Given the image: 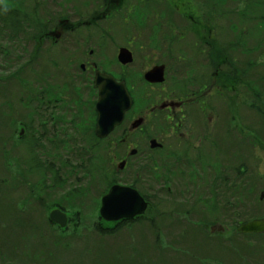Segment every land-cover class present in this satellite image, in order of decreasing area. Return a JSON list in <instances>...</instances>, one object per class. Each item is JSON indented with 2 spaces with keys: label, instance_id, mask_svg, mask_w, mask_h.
I'll return each mask as SVG.
<instances>
[{
  "label": "trees",
  "instance_id": "16d2710c",
  "mask_svg": "<svg viewBox=\"0 0 264 264\" xmlns=\"http://www.w3.org/2000/svg\"><path fill=\"white\" fill-rule=\"evenodd\" d=\"M28 1L0 0V46L4 43L8 48L5 51L6 55L9 54V47H11L12 53H15V58L11 57L7 59L4 57L2 60L3 64L0 63V70L3 72L0 74V99L7 100L2 108V118L7 117L10 119L6 130L3 129L4 125L0 122V147L5 151L4 154H6L7 162L16 169L18 168L14 174L10 173L6 175L0 172V194L3 188L6 189V193L0 196V236L2 237L0 239V245L5 248L0 252V258L6 261L9 260L7 264L15 262L16 258L10 259L9 255L11 251L17 250L15 243L18 239L15 237V234H19V229L25 225L24 221H20L19 216V175L23 177L25 184L30 185V195L37 196L38 203L41 207H39L40 218L43 217V223L46 225L44 227L48 230L54 225L49 220V213L55 207L66 211L70 216V222L72 224L75 221L79 227L80 225H84L83 216L78 209L79 205L77 203L85 204L84 200L87 198V195L90 192L93 194L92 192L96 190L94 184L98 188L103 187L101 192L104 194L114 182L112 174V167L114 165L112 164L113 158L109 157V152L107 151L109 145H105L107 141L98 139L94 134L96 117L94 111L95 92L92 91L91 95L94 97L89 102L85 95L87 92H91V84L82 82L83 87H80L75 83L80 82L78 79L79 76L76 74L78 69L75 68V65H71L68 68L75 69L72 74L68 72V69L64 73L72 81L65 78V75L60 78L46 77L50 74L48 71L49 61L43 58L45 51L40 46V36L46 32L48 27L49 19L45 15L48 14L50 16L52 12L49 10H40L35 7V4L31 7ZM205 1L211 3L215 8H221L223 3L221 0ZM250 5L260 8L253 0H250ZM261 5H264V3H261ZM160 6L158 5L156 7L157 9H161L162 16L167 20L171 18L169 25H172L173 22H180L179 27L176 28L177 31H182V27H188L190 25L189 14L181 12V10L178 14L177 6L172 4H169L167 8ZM90 14L87 12V15ZM237 18L240 23H244L246 13H239ZM212 19L209 17V21H212ZM258 19L260 22L264 21V15H261ZM245 27L242 28L243 32L241 35H238L236 41L230 46L236 47V49L242 46L244 47L243 50L249 55L259 52L255 56V61L252 62V60L248 61L247 59L248 65L245 67L241 61L230 59L225 54L224 57H226L227 63L225 62L226 64H223L222 73L217 75V78L230 77V81H226V83H233V85H240V87H249L255 99V102L250 107L251 113L247 114L246 121H244L245 127L242 122L241 113L240 117L235 114L232 115L234 120L231 123L234 125L231 126L233 129L236 126L237 130H235L234 136L232 134L227 135V143H230L231 149L216 150V154L219 156L221 154L227 156L228 163H226L225 158L219 160L215 156L214 167L209 171L210 175H204L203 179L205 181H201L199 186H196L190 191V202H187V205L190 203L193 206L187 208V216L182 211L187 205L184 206L181 213L177 212L176 207L168 205L170 207L167 211L160 212L157 208L156 215L158 214V217H156L155 214L152 215L150 213L151 207L155 205L151 203L148 216L133 221H121L114 224L105 223L98 216L97 206L99 205V201H97L95 211L97 216L92 227L97 236L99 235L102 238L100 241L113 238L115 231L122 226H125L131 232L133 239H136V229L132 228V223L142 224L143 220L148 223V225L147 223L144 224L150 228L151 235L155 233L153 240H156V242L153 241L151 244L145 235V237L141 235L138 240L136 239L135 244H130L132 248L130 253L134 254L135 258H130V254L126 253L123 248L117 250L118 260L113 261L116 257V251L111 249L105 251L101 255L103 264H131L137 259L141 260L140 257L143 258L142 247L148 250L150 245H152L156 249L159 247L161 249L164 224L169 225L173 236L177 235L176 242L184 247V256H189L192 253L190 261L193 264H204L210 257L202 256L209 254L211 250L215 251L212 247H209L211 245L210 241H213L212 239L215 237L212 234L215 233L212 232L213 226L221 225L222 223L226 224L232 220L234 222L230 226L233 235H240L236 230V227L240 223L246 222L252 216L262 215L261 213L263 212H257V209L264 208V200L261 201V198L259 199V191L264 192V175L250 172L247 159L253 156V150L259 147L257 146L259 139L262 138L264 140V62L259 60V57L264 53L260 50V47L264 45V27L256 28V32L258 33L255 36L261 40L259 48L256 45L251 48H246L247 44L246 42H242V37L247 36V40L251 41L250 39H253L252 37L255 31L249 28L251 27L249 25ZM213 28L214 25L213 27L206 28L208 37ZM173 32L174 29L169 32L168 37L171 42L170 50L174 51L176 45H179L181 48L188 44L186 39L182 41L179 35ZM187 33L193 39L201 40V44L207 47V40L201 34H196L194 30H189ZM103 34L107 36L105 30H103ZM18 48L19 51L23 52V55H19V57L17 56ZM224 51L221 49L217 53V60H219L218 57L220 55L224 54ZM29 54L30 56L27 57ZM42 63L45 64L42 71L43 75L38 76V83L33 86L25 77L30 73L41 72V69L37 65L41 66ZM257 67L261 69L260 73L262 75L260 77L258 75V79L255 77L254 80L250 77V73ZM11 70L12 72L9 75ZM40 76H42V83H39ZM19 88L21 89L20 91ZM20 95H24V97H20ZM82 96L86 100L82 99ZM218 97L217 95L216 101ZM22 99L26 101V107H30L31 102L35 101H37V105L45 104L48 106L47 114L50 115L48 125L51 126L50 131L52 135V137L48 138L49 141H47L49 145H44L42 144L43 141L39 140L30 143L26 142L27 137L33 134L36 135V133H39V130L31 126V117L26 116L24 119L22 117L21 120L16 118L18 109L15 103H19V100ZM51 104L53 107L50 106ZM245 105L247 106V104ZM216 112L217 114L219 113L218 108H216ZM31 114L33 115V111H31ZM251 116L256 121L254 123L258 124V128L252 127V124L249 123ZM27 120H29V123ZM22 127H24L25 132L19 133V128ZM19 144H25L21 147L20 151ZM31 145H34V147H30ZM235 148L239 149L240 155L232 154ZM247 148L249 151H247ZM247 153H249V156ZM48 173L50 176L47 175ZM34 177L36 181L33 182L32 179ZM261 186H263V189H256ZM141 191L146 198H149L146 189L141 188ZM251 192L252 196L249 194ZM167 195L170 196V193H167ZM53 198H55V201ZM247 198L252 203H249L246 200ZM62 201H66V205L69 202L72 203L69 206L72 205L74 210L69 212L65 204L61 203ZM26 208L30 211L34 210L33 204H26ZM30 211L25 212L28 217L33 219V214ZM169 214H173L172 217L164 222ZM222 217L229 219L223 221ZM38 228L37 225H34V231L42 234L41 231H44V229L39 230ZM52 229L55 230V228ZM73 229L72 236L76 240L78 239L79 232L75 226ZM64 232L66 230L56 226V232L54 234L61 237V235L64 236ZM196 236L198 238L199 236L206 238L207 241H204V243L210 245H207L206 248L203 245H197L198 240H196ZM243 236L252 238L259 235ZM182 241L184 243H181ZM197 246L202 247V249L198 250ZM219 246H216L217 249L221 248ZM172 247L173 245L170 244L167 253H164L161 249V253L156 258L155 264H162L161 262L166 258L168 261L174 262L181 257L177 253L170 252ZM185 247H194L195 250L187 251ZM121 253L125 254L123 259L119 257ZM169 254L173 257L169 258ZM35 259L41 262L40 264H59L60 262V260L56 263L38 260L36 256ZM190 261L186 259L183 264H187L186 262ZM29 262V264H34L31 261ZM145 263L149 264V261ZM0 264L6 263H1L0 260Z\"/></svg>",
  "mask_w": 264,
  "mask_h": 264
},
{
  "label": "rangeland",
  "instance_id": "374dc122",
  "mask_svg": "<svg viewBox=\"0 0 264 264\" xmlns=\"http://www.w3.org/2000/svg\"><path fill=\"white\" fill-rule=\"evenodd\" d=\"M161 4H163L167 8V2L169 4L175 5L178 8V14L179 11L189 14V21L190 25L188 27H182V31H178L179 37L186 39L188 41V44H186L185 52L186 53H197L198 48L203 46L201 44V40L193 39L190 35H188L189 30H194L196 34H201L205 40H207V47H204L205 51H215V60L216 64H225L226 58L224 57L225 54L229 56L230 59L241 61L243 66L247 67V59L252 60V62L255 61V56L259 52L253 53V55H249L246 53L242 46H240L238 49L236 47L234 48L233 43L236 41L238 35H241L242 28H244L246 25H249L255 33L252 37L253 39H250L251 41L247 40L246 37H242V42H246L247 47L251 48L253 46H257L259 48L260 44V38L255 36L256 28L264 27V21H261L258 19V17H261V15H264V5H261V3H264V0H253L257 6H260V8L253 7L250 5V0H221L222 6L221 8H213L211 7V3H207L210 5L208 7L203 0H158ZM137 0L135 2H132L131 5L128 8V12L126 11V8L122 10L120 13H116L114 17L111 19H106L105 21L109 23L107 27L102 25V28H104L105 32H107V36H104V42L106 44L105 50L112 49L110 53L114 52L115 49L117 50L116 55L118 53V47L129 45L132 46V49L137 54V61L136 65L133 66L130 70V81H131V88H133V94L137 96V108L136 111L139 112L140 108H143V117L146 119L145 114H151L149 113L150 110H158L159 107L163 104H170L175 103L171 102L172 99L165 97L162 95V91L165 90L164 84L160 86H154L149 87L146 86L145 81L143 80V71H145L147 68L151 66L152 61H158L163 62L164 60L167 61V59L171 56L172 53L169 54V48L168 43L165 40V37H161L160 34H158L159 25L162 26L164 30H167L169 27V20H166L164 16H162L161 9L153 10L155 11V14L148 17L147 23L156 31V34H153L151 31V28H149L147 25H142L141 23L146 20L145 16L141 12H137L134 14L133 7L137 4ZM28 4L33 7L34 6V0H29ZM46 4H48V1L46 0ZM49 11H59L58 9L53 10L52 7H46ZM66 13L72 17L75 15V11L72 9H68ZM244 14L246 13V19L244 23H240V21L237 18L238 14ZM43 15V14H42ZM181 15V14H180ZM182 16V15H181ZM47 19L50 18L48 14L45 15ZM209 17L213 18L212 21H209ZM137 20L140 24L137 23ZM260 22V23H259ZM163 23V24H161ZM159 24V25H158ZM180 22L176 23V26L179 27ZM214 28L210 31L209 37L206 33L207 27H213ZM176 28L175 26H173ZM93 30L96 29L95 27H92ZM245 29L248 30V28L245 27ZM169 32V31H168ZM42 36V34H41ZM40 36V38H41ZM209 38V39H208ZM226 38V39H224ZM163 39V41H161ZM152 42V43H151ZM206 42V41H205ZM263 43V42H262ZM264 44V43H263ZM194 47L195 49L192 50L188 47ZM202 47V48H203ZM225 48V51H224ZM227 48V50H226ZM8 48L4 45V43L0 46V63L3 64L4 57L11 58L15 56V53H12L11 47H9V54L6 55V50ZM224 51V54L222 55L223 58L220 60H217V53L220 50ZM260 50L264 52V45L260 47ZM17 56L23 55L22 51H19V48L17 49ZM30 53L31 50H29ZM115 55V56H116ZM249 55V56H248ZM30 54L27 56L29 57ZM221 56V55H220ZM219 56V57H220ZM248 56V58H247ZM218 57V58H219ZM15 58V57H14ZM43 58L46 61H49V76H46L48 78L52 77H62L65 75V78L72 81L66 74V70L74 64V61H68V60H62V59H51L50 55L45 54L43 55ZM110 60L114 59V56L109 57ZM259 60L264 62V53L259 57ZM22 61V60H21ZM116 61H111V63H108L105 65V70L107 71H117L119 66H116ZM41 72H35L27 74L25 79L29 80L30 83L34 86L38 83V76L43 75L42 71L45 66L44 63L41 64V66L37 65ZM77 67V63L75 65ZM151 68V67H150ZM64 70V71H61ZM120 73H123L124 71L119 69ZM261 69L257 67L254 71L250 73V77H252L255 80V77L258 79V75H262L260 73ZM12 70L10 71L9 75L11 74ZM126 72L128 70L126 69ZM3 73L0 70V74ZM199 75L203 74L204 72L198 71ZM79 76V71L76 73ZM126 78V76H124ZM223 78H217L213 80L215 87L217 88L216 91H219L222 89L223 95H219L218 100L215 101V106L219 110V115H225V121L231 122L233 121V114L236 116L242 117V122L246 121V116L248 113H251L250 107L252 106V103L255 102V99L253 98V93L249 90V87H240L230 85L227 86L229 89L226 91L223 89L224 84ZM39 83H42V76L39 77ZM80 87H83V83L75 82ZM20 87V86H19ZM173 87H169L168 90L173 89ZM21 89L19 88V91ZM186 90L185 88H181L179 92H183ZM93 90H91L90 93H86L85 97L91 102L93 100V97L91 95ZM22 92V91H21ZM20 92V93H21ZM20 97H24V95H20ZM161 97V98H160ZM5 99H0V122L4 125L3 129L6 130L10 119L7 117L2 118V108L5 103ZM6 104V103H5ZM26 101L24 99L19 100V103H15V106L18 109V114L16 118H19L20 120L29 116L32 118V127L36 130H39V133L30 135V137H27L26 142L30 143L36 140L43 141L42 144L49 145L47 141H49L48 138L52 137L51 135V126L48 125L49 122V114L48 113V106L45 104L37 105V101L31 102L30 107L25 106ZM247 104V106L245 105ZM51 107L52 104L50 105ZM31 111H33V115L31 114ZM166 111V110H164ZM241 111V112H240ZM154 116L155 119L152 120L153 127H156L158 129V117L155 114H151ZM29 123V120H27ZM255 119L251 116L249 119V123L252 124V127L258 128V124H255ZM143 123V119L140 122ZM41 125V126H40ZM47 127V128H46ZM245 127V123H244ZM147 128H150L147 127ZM24 127L19 128V133H24ZM223 135V134H222ZM133 143H137L136 141H131ZM116 143L115 139H111L105 145H109L108 150L114 149V144ZM25 144H19V151L22 146ZM257 146L253 150V156L248 157V168L249 171L252 173H257L260 175H264V140L262 138L259 139L257 142ZM30 147H34V145H31ZM247 151L248 148H247ZM4 150H2V147H0V172L4 174H14L16 173V169L13 165L9 164L6 160V154H4ZM116 152L113 150L109 153V157L115 158ZM227 153V151H225ZM232 154L240 155L239 149L235 148L234 152ZM249 156V153H247ZM211 156L213 157L214 154L211 153ZM217 159H224L226 160V163H228L227 156L221 154L220 156L218 154L215 155ZM240 158V157H239ZM14 164V163H13ZM145 172H147L145 170ZM159 174V173H158ZM16 175V174H15ZM50 176V174H47ZM160 175V174H159ZM32 181H36V178L34 177ZM143 186H147L148 182H146L144 176L140 182ZM162 184L161 177L158 176L155 179V189L156 186ZM96 187V190H94L91 194V192L87 195V198L84 200L85 204H78V209L81 211V214L83 216V223L84 225H78L77 222L71 223L67 228L63 229L66 230L64 232V236L61 235V237L57 234H54L56 232V225H52V228L54 229H46V225L43 223L42 219L40 218V205L38 203L37 196H31L29 193L30 185L24 183V179L22 176L19 175V216L20 221H24L25 225L19 229V234H15V237L18 239L16 241L17 250H13L10 252V259L16 258L14 263L9 264H29L33 262L34 264H40L41 262H38L35 259V256L38 260H45L48 262H59V264H103L102 262V253H105V251H109L110 249L113 251H116V257L113 261H117V250L123 249L126 253L130 254V258H135L134 254H131L132 248L130 247V244H135L138 240V238L141 235H145L148 238V241L152 244L153 241L156 242V240H153V237L155 233L151 235L150 228L146 226L147 223L145 220H143V223H132L133 229L136 233V239H133V236L131 232H129L125 226L120 227L118 230L115 231L114 237L100 241L102 239L99 235L94 232L93 230V222L95 220V217L97 216L96 211V202L98 199L101 198L103 187L98 188L96 184H94ZM154 189V190H155ZM256 189H263V186L256 188ZM0 196H3L6 193V189L3 188L1 190ZM262 191H259V199L261 198ZM252 196V192L249 193ZM169 197L167 194L164 195ZM60 200H63L62 198H59ZM256 199V198H255ZM55 201V198H53ZM78 200V199H77ZM248 201V198L246 199ZM152 201L155 204L151 207L150 213L152 215H156V209L158 208L160 212L167 211L170 206L176 207L177 212L181 213V210L184 208L185 205H187L188 199L187 198H180L176 202H158L159 198L157 197L155 200L152 198ZM249 203H252V201H248ZM61 203L65 204V207L68 209L69 212L73 211L72 205L69 206V204H72L69 202V204L66 205V201H62ZM26 204H33L34 210L30 211L26 208ZM170 205V206H168ZM193 205L188 204L183 211L184 215H186L187 208H191ZM41 208V207H40ZM25 211H30L33 215V219L27 216V213ZM257 212H263L261 213L264 215V208H258ZM149 215V214H148ZM147 215V216H148ZM173 214H169L167 216V219L164 221L166 222L170 217H172ZM182 215V214H181ZM261 215V216H262ZM158 217V214L156 215ZM253 217V216H252ZM30 218V219H29ZM229 218L222 217V220H228ZM47 222V221H46ZM234 221L230 220L226 224L216 225L214 229L216 230L215 233H212L215 235L213 237V241H210L211 245L206 242V238H202L201 236H196L197 245H203L205 248L207 245H210L209 247H212L215 251H209V254L202 256V257H210L207 261L204 262V264H264V234L247 238L243 235H233V231L231 228V224H233ZM53 224V223H52ZM34 225H37L40 229H44V231L35 232L34 231ZM47 225H49L47 223ZM72 225V226H71ZM148 225V223H147ZM151 225V224H150ZM45 226V227H44ZM78 230L79 235L77 236L78 239H73V227ZM225 232H218L221 231V229H225ZM157 229V228H156ZM69 230V233H68ZM138 230V231H137ZM152 230V229H151ZM149 233H148V232ZM59 232V231H58ZM163 238L161 239L162 243V251L164 253H167L169 251V245H173L170 252L177 253L181 255L177 260L174 262H170L166 259H164L161 263L165 264H183L184 261L191 260L190 253L189 256H184V247L179 245L176 242L177 235L173 236V233L169 229V225L164 224L163 227ZM20 236V238H19ZM87 236V237H86ZM144 236V237H145ZM190 237V236H188ZM220 237V238H219ZM0 239L2 237L0 236ZM141 239V238H140ZM220 241H222L220 243ZM181 243H184L182 241ZM217 245H220L219 249H217ZM68 246V247H66ZM142 247V245H141ZM151 247V249H150ZM148 250H145L142 247L143 250V258L137 259L136 261L132 262L131 264H146V261H149V264H155L156 258L160 255L161 249L154 248L152 245H150ZM187 251H194V247H185ZM5 248L0 245V252L3 251ZM197 249H202V247L197 246ZM150 250V251H149ZM217 252V253H216ZM125 254H119V257L123 259V256ZM173 256L169 254V258H172ZM35 259V260H32ZM1 263H6L9 261H6L2 258H0ZM194 261V260H193ZM17 262V263H16ZM187 264H193L192 261L186 262ZM112 264V263H108Z\"/></svg>",
  "mask_w": 264,
  "mask_h": 264
},
{
  "label": "flooded vegetation",
  "instance_id": "af4514ba",
  "mask_svg": "<svg viewBox=\"0 0 264 264\" xmlns=\"http://www.w3.org/2000/svg\"><path fill=\"white\" fill-rule=\"evenodd\" d=\"M47 1L48 4H46V0H34L35 7L40 10H48L46 7L59 10L50 11L52 14L48 20L47 30L40 40V46L45 54L50 55L51 59L74 61L73 65L77 63L78 79L83 83L91 84L95 98L97 90L93 83L97 74L96 71H107L105 65L111 61H116V66L119 68L117 72L113 73V76L118 81H126L128 92L134 98V105L126 114L123 125L106 139V141L111 139L116 141L113 149L116 155L112 161L114 164L112 167L114 184L144 188L149 194L150 199L148 198V201L152 203H154L152 198L155 200L157 197L159 198L158 202H173L182 197L187 198L190 202L191 189L199 186L201 181H205L204 175H210L209 171L214 167L216 150L231 149L230 143H227V135L232 134L234 136L235 130H237L236 126L233 129V123L225 121V115L220 116V113L217 114L216 112L217 95H223V92L222 89L216 91L217 88L213 80H217V75L222 73L223 64H216L215 51H205L204 47L206 46H201L197 53H193V51L189 54L184 51L186 45L181 48L176 45L174 51L170 50L169 32L174 29L173 33L176 32L179 35L176 23L170 24V28L167 30L158 24V34L165 37L169 54H172L167 61L164 60L161 63L152 61L151 68H147L142 73L143 80L149 87L162 85L147 82L144 77L154 67H162L165 74L163 82L165 90L162 91L161 97L164 95L175 103L162 104L158 110L149 111V113L159 116L157 129L152 125L154 116L145 114V119L143 108H140L139 112L136 111L138 100L137 96L133 94L129 78L130 70L137 61V54L132 46L118 47L117 55L116 49L112 53H110L112 49H107L110 51L105 50L106 44L102 25L107 27L109 24L105 20L111 19L117 12L120 13L125 8L128 12L129 6L135 0ZM137 2L133 7L134 14L141 12L146 18L141 24L147 25L151 28L152 33L156 34L155 29L147 23V19L152 15V12L153 15L155 14L153 10L157 9L156 6L161 5L160 7L164 8L165 6L158 0H137ZM203 2L210 7L208 2L205 0ZM166 4L169 5L168 2ZM68 9L75 11L73 19L66 13ZM87 12L91 14L87 15ZM137 23L140 24L138 20ZM92 27L96 29L93 30ZM181 40L184 41L185 39L181 38ZM122 48L129 49L134 58L133 62L126 66L118 63V55ZM188 48L195 49L193 46ZM110 56H114V59L110 60ZM222 58L221 55L219 60ZM119 69L124 72L120 73ZM74 70V68H70L68 72L72 74ZM201 70L204 73L199 75L197 72ZM225 79L223 89L227 91L229 89L227 86L232 85V83H226V81H230V77H225ZM173 86V89L168 90L169 87ZM185 87V91L179 92L181 88ZM82 99L86 100L84 96ZM95 105L94 102L96 114L94 134L96 136L98 114ZM138 119H143V123L133 129L132 127H135V121ZM149 126L150 128H147ZM152 141H156L158 146L153 147ZM113 150L110 149L108 152ZM211 153L214 154L213 157ZM143 176L148 182L146 187L140 183ZM158 176L161 177L163 185L159 184L155 189L154 183ZM167 193H170L168 198L164 196Z\"/></svg>",
  "mask_w": 264,
  "mask_h": 264
},
{
  "label": "water",
  "instance_id": "95a60500",
  "mask_svg": "<svg viewBox=\"0 0 264 264\" xmlns=\"http://www.w3.org/2000/svg\"><path fill=\"white\" fill-rule=\"evenodd\" d=\"M119 61L123 65L133 61L127 49H122ZM145 79L151 83L164 82L163 68H153L145 74ZM95 87L99 90L96 135L100 138H106L116 127L122 124L125 114L132 108L134 101L128 92L125 81L117 82L114 77L105 73L97 74ZM137 124H140V121ZM147 207L148 203L137 190L131 187L113 186L102 199L100 217L107 222L133 219L143 215ZM50 220L61 227H65L68 222L66 214L60 210L52 211ZM263 230L264 221L259 220L243 224L238 228V232L242 234L258 233Z\"/></svg>",
  "mask_w": 264,
  "mask_h": 264
}]
</instances>
